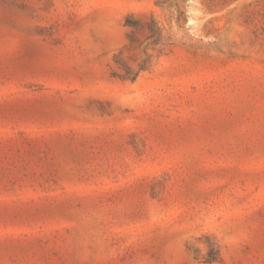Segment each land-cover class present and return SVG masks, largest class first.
I'll return each instance as SVG.
<instances>
[{"label": "rangeland", "instance_id": "374dc122", "mask_svg": "<svg viewBox=\"0 0 264 264\" xmlns=\"http://www.w3.org/2000/svg\"><path fill=\"white\" fill-rule=\"evenodd\" d=\"M0 264H264V0H0Z\"/></svg>", "mask_w": 264, "mask_h": 264}]
</instances>
